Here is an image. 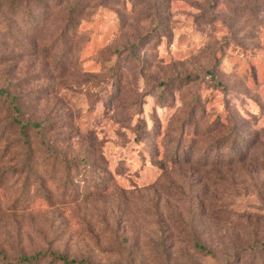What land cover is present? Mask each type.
<instances>
[{
    "label": "rangeland",
    "instance_id": "1",
    "mask_svg": "<svg viewBox=\"0 0 264 264\" xmlns=\"http://www.w3.org/2000/svg\"><path fill=\"white\" fill-rule=\"evenodd\" d=\"M0 90V264H264V0H0Z\"/></svg>",
    "mask_w": 264,
    "mask_h": 264
},
{
    "label": "trees",
    "instance_id": "2",
    "mask_svg": "<svg viewBox=\"0 0 264 264\" xmlns=\"http://www.w3.org/2000/svg\"><path fill=\"white\" fill-rule=\"evenodd\" d=\"M4 94V91L0 90V95H3ZM54 257L57 259V260H60L61 263L63 264H83V263H78L77 261L75 260H72V261H69L66 259V257L64 256H58V255H54ZM39 258V257H38ZM38 258H34V259H26V261L28 263H33L34 261H37Z\"/></svg>",
    "mask_w": 264,
    "mask_h": 264
}]
</instances>
